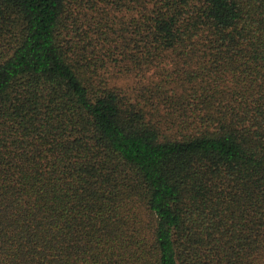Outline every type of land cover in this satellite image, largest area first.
Here are the masks:
<instances>
[{"label": "trees", "instance_id": "16d2710c", "mask_svg": "<svg viewBox=\"0 0 264 264\" xmlns=\"http://www.w3.org/2000/svg\"><path fill=\"white\" fill-rule=\"evenodd\" d=\"M0 264H264V0H0Z\"/></svg>", "mask_w": 264, "mask_h": 264}, {"label": "rangeland", "instance_id": "374dc122", "mask_svg": "<svg viewBox=\"0 0 264 264\" xmlns=\"http://www.w3.org/2000/svg\"><path fill=\"white\" fill-rule=\"evenodd\" d=\"M123 83H124L125 85H130V84H131V82H130V81H128V80H126V81H123V82H122V84H123Z\"/></svg>", "mask_w": 264, "mask_h": 264}]
</instances>
